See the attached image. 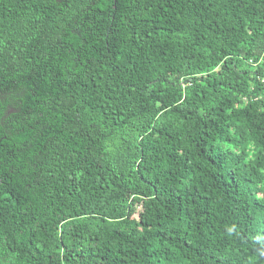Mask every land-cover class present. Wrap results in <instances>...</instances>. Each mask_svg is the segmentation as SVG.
<instances>
[{
	"label": "trees",
	"instance_id": "1",
	"mask_svg": "<svg viewBox=\"0 0 264 264\" xmlns=\"http://www.w3.org/2000/svg\"><path fill=\"white\" fill-rule=\"evenodd\" d=\"M0 264H264V0H0Z\"/></svg>",
	"mask_w": 264,
	"mask_h": 264
}]
</instances>
